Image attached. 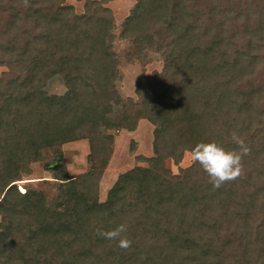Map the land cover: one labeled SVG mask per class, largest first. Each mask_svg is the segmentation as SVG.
I'll return each instance as SVG.
<instances>
[{
  "label": "trees",
  "instance_id": "16d2710c",
  "mask_svg": "<svg viewBox=\"0 0 264 264\" xmlns=\"http://www.w3.org/2000/svg\"><path fill=\"white\" fill-rule=\"evenodd\" d=\"M0 0V264H264V0H137L120 35L129 60L164 65L139 101L114 84L111 0ZM60 76L62 94L50 93ZM115 107H119L117 114ZM155 125L148 166L122 172L99 199L114 136ZM250 151L236 179L213 187L198 163L173 173L199 141ZM88 139L90 169L69 175L63 144ZM44 161L50 190L18 181ZM127 249L97 235L120 224Z\"/></svg>",
  "mask_w": 264,
  "mask_h": 264
},
{
  "label": "rangeland",
  "instance_id": "374dc122",
  "mask_svg": "<svg viewBox=\"0 0 264 264\" xmlns=\"http://www.w3.org/2000/svg\"><path fill=\"white\" fill-rule=\"evenodd\" d=\"M68 4H72L78 13L83 11V1L66 0ZM137 0H111L108 6L112 11L116 20V39L113 43V50L120 58V74L114 78V84L125 102L139 101L141 94L148 90H157L162 92L165 88L160 87L152 81L155 72L162 70L164 61L161 53L154 50H148L147 55L143 59L129 60L127 54L134 51V46L130 39L123 38L120 35L121 26L127 21ZM6 70L5 66L0 65V76ZM47 89L50 93L62 94L66 90L63 79L56 75L52 77ZM119 107H115V113L119 111ZM106 134L114 136L113 154L104 170L102 179L99 184V199L104 201L107 197L109 189L113 186L118 176L137 165L148 166L146 157L154 155V139L155 125L148 119L141 118L134 131L126 129H102ZM62 151L65 155V163L72 177H77L90 169L88 155L90 153V145L88 139H81L63 144L56 149L46 150V154H55ZM192 164L190 160V151L186 150L183 157L179 160L167 158L165 165L172 170L173 173H179L180 169L186 168ZM31 172L26 174L23 179L18 181L20 191L27 188H44L50 190L51 181L54 173L48 171L44 161H38L31 164Z\"/></svg>",
  "mask_w": 264,
  "mask_h": 264
},
{
  "label": "clouds",
  "instance_id": "9594fccd",
  "mask_svg": "<svg viewBox=\"0 0 264 264\" xmlns=\"http://www.w3.org/2000/svg\"><path fill=\"white\" fill-rule=\"evenodd\" d=\"M232 140L238 146L236 149H226L222 144L214 140L199 141L190 149V160L193 164L198 163L203 171L208 175L209 182L213 187L219 188L226 181L234 180L242 171V159L250 151L245 140L235 131L231 134ZM128 226L120 224L115 229L103 231L97 230V235L108 240L117 242L118 247L127 249L132 241L123 236Z\"/></svg>",
  "mask_w": 264,
  "mask_h": 264
}]
</instances>
